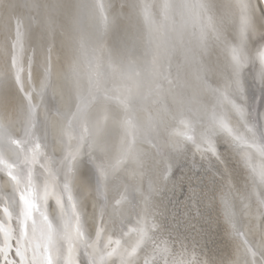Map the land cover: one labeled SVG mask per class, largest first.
Segmentation results:
<instances>
[{
  "label": "bare ground",
  "instance_id": "obj_1",
  "mask_svg": "<svg viewBox=\"0 0 264 264\" xmlns=\"http://www.w3.org/2000/svg\"><path fill=\"white\" fill-rule=\"evenodd\" d=\"M83 2L0 0V127L13 139L23 138L26 128L43 138L47 112L49 145L44 151L61 169L62 180L66 169L59 161L65 122L58 112L69 108L70 92L74 96L77 87L87 91L93 53L105 65L110 54L124 63L142 64L162 45L159 78L152 85L159 91L150 94L145 87L129 105L142 134L135 143L139 163L126 161L105 181L97 171L98 164L116 162L123 138L124 109L115 100L104 151L88 154L84 148L79 157L71 192L83 232L90 242L100 234L97 255L102 264H264V8L260 0H168L172 8L167 22L164 0H103L107 5L103 30L93 28L87 9L81 8ZM145 4L151 6V28L144 19ZM185 20L187 34L181 40L171 29L173 24L181 29ZM202 30L203 39L193 51L189 37ZM237 48L243 63L239 73L231 67L232 50ZM18 70L22 83L17 81ZM28 98L36 106L35 127L27 122ZM240 108L245 110L246 126ZM248 129L255 132V144ZM202 134L211 137L214 153L206 152ZM0 152L8 163L17 162L15 146L5 144ZM40 172V164L35 165L33 173L39 176L36 183L43 195ZM14 174L21 180L19 185L0 170V226L10 223L13 228L19 211L17 190H24L27 168L20 164ZM49 192L43 210L62 229L65 217L57 203L59 189ZM5 208L12 213L10 222ZM58 246L56 264H64L67 245L58 241ZM14 249L13 243L9 258L18 262ZM82 258L81 254L76 264Z\"/></svg>",
  "mask_w": 264,
  "mask_h": 264
},
{
  "label": "snow or ice",
  "instance_id": "obj_2",
  "mask_svg": "<svg viewBox=\"0 0 264 264\" xmlns=\"http://www.w3.org/2000/svg\"><path fill=\"white\" fill-rule=\"evenodd\" d=\"M107 5L103 0H84L81 5L82 9H87L88 18L92 21L93 28L103 30L107 28V18L105 10ZM150 5L143 6V14L145 22L151 28L154 25ZM181 8L185 5L181 4ZM195 8V5L190 6ZM202 7V6H201ZM172 5L168 0H164L162 12L164 21L167 22L169 11ZM185 20L181 29H177L173 24L171 31L178 39H183L187 34V23ZM245 27L247 22L245 21ZM165 32L167 28L165 26ZM161 28L157 26V34ZM203 30L199 35L193 33L189 37V46L194 49L200 44L203 39ZM244 41L241 39V47ZM83 48V44L81 45ZM161 46L156 47L148 57L144 58L142 64L124 63L119 58L109 55L107 65L103 63L101 58L92 55L88 61L89 66V87L86 92H81L77 87L75 95L70 92L69 108L59 113L61 120L64 121L63 128V143L64 151L59 161V164L66 169L63 172L61 180V169L56 166L53 160L46 156L45 149L49 145L47 139L48 114L45 113V136L37 138L35 133L28 128L24 130L23 138L13 139L10 134L0 127V149L5 144L15 146L17 152V162L8 163L0 152V170H7L10 178L19 185L21 180L17 178L15 173H19V165L23 164L27 168V178L24 184V190L19 195V211L15 218V228L11 224L0 226V257L3 259V264H56V258L61 254V248L58 246V241H63L67 245V258L64 264H76L77 259L82 254V259L79 264H102V258H98L97 246L99 243V233L97 240L91 241L85 236L80 222L78 212V204L71 192V182L75 174L79 171L78 160L82 154V150L87 148L88 154L94 151H104V143L107 137V121L111 112V102L115 100L120 107L124 109L123 118L120 120V127L123 130V138L120 143L119 151L115 163H102L97 165V171L101 181L109 179L116 170L126 161L139 163V157L135 151V143L138 135H141L137 123L131 116L129 105L135 99L137 94H140L145 87H148L149 93L154 94L159 89L153 88V83L159 78L157 66L160 63ZM241 48L232 50L231 67L234 72L239 73L243 70L241 59ZM17 81H20L19 70L17 72ZM111 83H120L123 85L120 88H109L106 85ZM22 83V82H21ZM227 88V85H225ZM23 91V88H21ZM118 93V95H117ZM74 105L75 110H72ZM188 106V102H186ZM35 107L28 98L27 116L28 124L35 127ZM241 120H245V110L238 109ZM101 115L103 118L101 119ZM215 120V116H213ZM247 122L245 120L246 126ZM231 131V130H230ZM252 132V143L257 142L253 129H248ZM238 135V134H237ZM146 143H150L146 137H142ZM192 143H197L191 137ZM42 141V142H41ZM200 142L205 145L206 152H213L214 147L211 137L207 134L200 136ZM199 150V149H198ZM206 152H201L205 155ZM44 157V162H40V157ZM40 164V176L44 179V191L41 195L39 185L36 181L39 176L34 175L33 168ZM261 181L264 182V172L261 173ZM49 189H59L60 196L57 199L58 205L61 206L65 222L62 229H57L49 220L48 215L43 210V203L46 202L50 195ZM66 201V203H65ZM6 217L10 222L12 213L7 208L4 209ZM40 233L37 238V233ZM34 244V241H37ZM13 243L15 244V256L19 258L18 262L9 258V252L12 251ZM31 253V259H29Z\"/></svg>",
  "mask_w": 264,
  "mask_h": 264
},
{
  "label": "water",
  "instance_id": "obj_3",
  "mask_svg": "<svg viewBox=\"0 0 264 264\" xmlns=\"http://www.w3.org/2000/svg\"><path fill=\"white\" fill-rule=\"evenodd\" d=\"M260 2H261L262 6H263V8H264V0H260ZM262 144H264V142H262ZM2 172L7 173V176L10 178V176H9V174H8V172H7V170H2ZM11 180H12V179H11ZM12 181H13V180H12ZM13 182H14V181H13ZM14 184H15V183H14ZM17 191H18V195H20L22 189H20V187H19V190H17Z\"/></svg>",
  "mask_w": 264,
  "mask_h": 264
}]
</instances>
